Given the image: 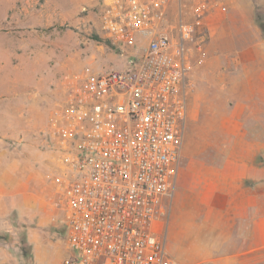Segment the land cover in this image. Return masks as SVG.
Listing matches in <instances>:
<instances>
[{"label":"built area","instance_id":"2783aa9c","mask_svg":"<svg viewBox=\"0 0 264 264\" xmlns=\"http://www.w3.org/2000/svg\"><path fill=\"white\" fill-rule=\"evenodd\" d=\"M96 1L98 33L127 66L69 72L58 85L44 142L67 225L61 264H178L164 226L190 116L188 75L219 0Z\"/></svg>","mask_w":264,"mask_h":264},{"label":"rangeland","instance_id":"374dc122","mask_svg":"<svg viewBox=\"0 0 264 264\" xmlns=\"http://www.w3.org/2000/svg\"><path fill=\"white\" fill-rule=\"evenodd\" d=\"M253 1L257 3L253 24L264 36V0ZM83 6L90 9L85 23L88 33L77 28ZM99 8L96 0H0V149L13 153L16 146L27 143L30 155L42 152L49 182L54 159L44 134L61 78L69 72L98 73L127 66L113 44L94 37ZM253 49L225 55L204 48L196 55L188 75L191 108L182 147L186 144L194 158L211 159L218 165L225 156L221 143L231 140L242 144L233 154L251 157L264 167V149L244 144L264 145V111L260 118L258 112L264 97H257L259 90L264 93V47ZM252 93V108L249 101L240 103L239 98ZM243 104H247L246 111L238 117ZM227 126L237 133L227 135ZM259 188L264 189V184ZM174 198L165 220L166 240L174 223ZM5 218L8 222L2 221ZM66 239L67 225L61 222L44 240L36 261L17 214L0 216V264H61L70 253Z\"/></svg>","mask_w":264,"mask_h":264},{"label":"crops","instance_id":"0c3cea01","mask_svg":"<svg viewBox=\"0 0 264 264\" xmlns=\"http://www.w3.org/2000/svg\"><path fill=\"white\" fill-rule=\"evenodd\" d=\"M256 8L253 0H219L209 17L205 48L226 55L264 47L263 33L253 24ZM259 92L257 97H264ZM254 99L252 93L239 101H249L252 108ZM246 105L241 106L238 117L243 116ZM258 109L260 118L264 106ZM227 130L229 136L237 133L229 126ZM244 144L245 148L264 149L262 143L260 147ZM241 146L231 140L221 143L225 156L218 165L211 159L194 158L186 144L182 148L174 223L167 238L170 255L178 264H264V189L259 188L264 184V167L251 157L232 153ZM28 150L27 143L16 146L13 153L0 149V216L17 214L36 260L52 229L65 222V213L54 205V188L42 152L30 155ZM2 221L8 222L7 218Z\"/></svg>","mask_w":264,"mask_h":264},{"label":"trees","instance_id":"16d2710c","mask_svg":"<svg viewBox=\"0 0 264 264\" xmlns=\"http://www.w3.org/2000/svg\"><path fill=\"white\" fill-rule=\"evenodd\" d=\"M94 37L99 39V40H102L103 42H106V43H109L112 45V43L109 39L102 37L98 32H96V34H94Z\"/></svg>","mask_w":264,"mask_h":264}]
</instances>
